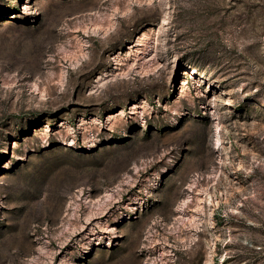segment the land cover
<instances>
[{"label":"rangeland","instance_id":"rangeland-1","mask_svg":"<svg viewBox=\"0 0 264 264\" xmlns=\"http://www.w3.org/2000/svg\"><path fill=\"white\" fill-rule=\"evenodd\" d=\"M212 239L264 264V0H0V264Z\"/></svg>","mask_w":264,"mask_h":264},{"label":"bare ground","instance_id":"bare-ground-1","mask_svg":"<svg viewBox=\"0 0 264 264\" xmlns=\"http://www.w3.org/2000/svg\"><path fill=\"white\" fill-rule=\"evenodd\" d=\"M188 71H192V67L193 66H188ZM196 71V70H195ZM229 100V99H228ZM227 160H229V157L226 156ZM206 202H207V208H208V222H209V225H213L214 224V206H216L219 202V199L217 197H215L213 194H207V197H206ZM212 243L210 244L209 248H208V252H207V256H206V259H205V262L204 264H214V247H215V243H214V239H212Z\"/></svg>","mask_w":264,"mask_h":264}]
</instances>
